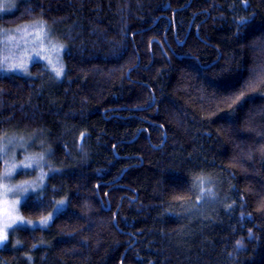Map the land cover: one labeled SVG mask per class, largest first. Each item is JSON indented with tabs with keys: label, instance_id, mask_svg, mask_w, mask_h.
I'll return each instance as SVG.
<instances>
[{
	"label": "trees",
	"instance_id": "obj_1",
	"mask_svg": "<svg viewBox=\"0 0 264 264\" xmlns=\"http://www.w3.org/2000/svg\"><path fill=\"white\" fill-rule=\"evenodd\" d=\"M32 20L65 74L0 72V140L36 134L58 170L23 217L67 208L0 264H264V0H19L0 26Z\"/></svg>",
	"mask_w": 264,
	"mask_h": 264
},
{
	"label": "rangeland",
	"instance_id": "obj_2",
	"mask_svg": "<svg viewBox=\"0 0 264 264\" xmlns=\"http://www.w3.org/2000/svg\"><path fill=\"white\" fill-rule=\"evenodd\" d=\"M19 0H0V16L2 14L12 11ZM43 26L44 30L48 33V36L40 43L36 38L37 31L40 30V26ZM62 44L56 38L53 28L42 20H32L26 23H22L16 27H4L0 26V72L2 73H18L22 75H28L30 66L34 62L44 63L45 66L51 71L49 60L53 64L58 61L63 64L62 54L63 49L57 51L53 48V45ZM22 65V67H20ZM15 67V70H10ZM52 72V71H51ZM55 76L54 72H52ZM63 76L57 79H61ZM38 135V134H37ZM42 141L31 133L21 134H10L0 140V158L3 159V165L0 169V177H3L7 170H10V166L15 163L21 165L25 160V157H35L40 154L47 155L46 150H41L39 146H42ZM39 147V149L35 148ZM43 147V146H42ZM6 164L9 168L6 169ZM39 168H28L17 167L13 172L11 180H0V184H5L9 187H15L25 181L33 183L45 184L46 177L41 182L38 180L40 177ZM44 171V168H43ZM45 172V171H44ZM40 188L37 187L36 191ZM29 190L25 195L28 196L31 193H35ZM5 201H24L20 193H9L3 196ZM20 206H18V214H21ZM46 216V215H45ZM33 222H38L39 219H27ZM26 226H14L13 229L8 231L7 239L14 229ZM36 227H40L38 224ZM33 228V227H29ZM7 239L0 243V247L4 245Z\"/></svg>",
	"mask_w": 264,
	"mask_h": 264
},
{
	"label": "snow or ice",
	"instance_id": "obj_3",
	"mask_svg": "<svg viewBox=\"0 0 264 264\" xmlns=\"http://www.w3.org/2000/svg\"><path fill=\"white\" fill-rule=\"evenodd\" d=\"M245 21L242 20V23ZM48 36V33L44 30L43 26H40V30L36 33V38L40 43H43V40ZM65 46L63 44L53 45V48L55 50L59 51L63 49ZM49 65L51 66V71L54 72L56 78H60L65 74V69L62 63L59 61L55 64L51 60H49ZM16 66H13L10 70H15ZM22 67V65H20ZM225 91H228V86L225 87ZM229 100H231V103H239L244 99V93L243 90H241L240 95L233 97H229ZM81 137L83 138V133L81 134ZM17 167H22L24 169L28 168H39L40 171V177L38 178L39 181H43L45 177H47L49 174L43 171L44 167H48L52 174H56L58 171L57 169H54L51 167V165L47 164L45 161V155L40 154L39 156L35 157H25V160L22 162L21 165H16L13 163L10 166V170H7L3 177H0V180H11L13 172ZM9 168V166L6 164V169ZM204 179L201 178L200 183L194 184L193 189L199 187L200 188V196L198 199H203L205 197H214V193L211 191V189L205 190L204 187ZM37 187L40 188V192L42 193L45 190V187L42 183H33L25 181L19 185H16L15 187H9L5 184H0V243L4 242L7 239L8 231L10 229H13L14 226H26V227H33L35 228L37 224L42 228H47L55 219L59 217V215L63 214L67 208V200H59L54 202V206L51 212H49L46 216H42L41 219L38 222H33L31 220H25L23 216L18 214V206L21 205V200L16 201H5L3 199V196L8 195L9 193H20L23 200H27L26 193L29 192V190L35 192ZM55 191V189H53ZM38 200L40 199V196L38 194L37 196ZM40 207H43V203L41 200V203L39 205ZM24 207H29V205L25 202Z\"/></svg>",
	"mask_w": 264,
	"mask_h": 264
}]
</instances>
